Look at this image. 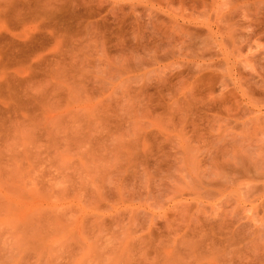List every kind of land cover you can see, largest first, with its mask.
Wrapping results in <instances>:
<instances>
[{"label": "rangeland", "instance_id": "374dc122", "mask_svg": "<svg viewBox=\"0 0 264 264\" xmlns=\"http://www.w3.org/2000/svg\"><path fill=\"white\" fill-rule=\"evenodd\" d=\"M19 2L0 264H264V0Z\"/></svg>", "mask_w": 264, "mask_h": 264}, {"label": "bare ground", "instance_id": "6f19581e", "mask_svg": "<svg viewBox=\"0 0 264 264\" xmlns=\"http://www.w3.org/2000/svg\"><path fill=\"white\" fill-rule=\"evenodd\" d=\"M21 1V0H8L6 2L5 0V3L0 6V13H3V11H7L9 13V17H10V24L12 26V28L15 30V28H18L26 19L27 17H36L37 16V12H32L30 9V11L27 9H24L23 7H21V5H17L18 2ZM24 2V1H23ZM22 2V3H23ZM26 2V1H25ZM24 2V3H25ZM8 3V4H7ZM10 3V4H9ZM17 3V4H16ZM20 4V2H19ZM32 4V3H31ZM20 6V7H19ZM23 6H25L23 4ZM36 7V6H35ZM33 8V7H32ZM31 8V9H32ZM34 9V8H33ZM11 38L9 37H5L3 35L0 34V63H3V64H6V63H18V62H22V61H25L27 59H30L31 56L33 57V55L37 52V42L35 40H31V42L27 43V42H24V40H18L21 35L20 34H15V33H10L9 34ZM101 35V34H100ZM102 38V39H101ZM101 42L104 43V41L106 40L105 39V35L103 34L102 37H101ZM212 79V78H211ZM213 80V79H212ZM231 80V79H229ZM228 80V81H229ZM206 81V80H205ZM211 81V80H210ZM233 81V80H231ZM221 82V81H220ZM220 82L218 84H220ZM223 82V81H222ZM205 83V82H204ZM216 85V84H215ZM204 86V85H203ZM213 87V85L211 86ZM220 87H222V84L220 85ZM219 87V88H220ZM207 90V89H205ZM214 89L212 88V91ZM217 90V89H216ZM221 90H219V93ZM225 91V90H224ZM212 93V92H211ZM222 94V93H221ZM229 95H232L229 93ZM227 96V95H226ZM214 97V96H213ZM208 99V98H207ZM211 99V97H210ZM218 99V98H217ZM221 99V98H220ZM227 99V98H226ZM209 100V99H208ZM223 101H225L223 99ZM215 102V101H214ZM218 103V102H217ZM221 106L224 107L225 103H223L221 101ZM228 103V102H227ZM224 104V105H223ZM208 105V104H207ZM213 105V103H212ZM214 105H217L216 102L214 103ZM228 105V104H227ZM230 106V105H229ZM218 107V106H217ZM222 107V108H223ZM227 107V106H226ZM219 108V107H218ZM221 108V109H222ZM228 108V107H227ZM226 108V109H227ZM212 109V108H210ZM209 109V110H210ZM215 109V108H214ZM213 109V110H214ZM224 109V108H223ZM225 109V110H226ZM212 111V110H211ZM218 111V109H217ZM216 113V110L213 111ZM219 113L221 114L220 112V108H219V112L216 113V115H214L216 118H217V115H218V118L217 119H220L222 116L219 115ZM212 115V116H213ZM220 117V118H219ZM226 117V116H225ZM255 122L260 119L259 116L255 115ZM264 117V116H262ZM264 119V118H263ZM253 120V119H252ZM219 125L217 124V127ZM216 129H219V128H216ZM222 130V129H221ZM217 133V132H216ZM218 134V133H217ZM220 134V133H219ZM223 135V133L221 134ZM217 136V135H216ZM224 136V135H223ZM220 139V138H219ZM222 140V139H221ZM220 142V141H219ZM213 145V144H212ZM211 150V149H210ZM216 161V160H215ZM218 162V161H217ZM226 163V162H225ZM217 165V164H216ZM221 165V164H220ZM219 165V166H220ZM225 166V165H224ZM244 168V167H243ZM245 171V169H243ZM220 172V171H219ZM239 173V172H238Z\"/></svg>", "mask_w": 264, "mask_h": 264}]
</instances>
